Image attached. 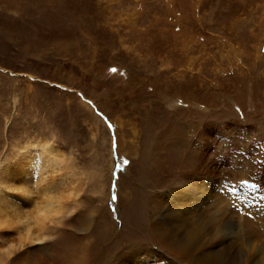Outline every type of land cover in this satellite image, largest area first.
<instances>
[{"label": "rangeland", "instance_id": "374dc122", "mask_svg": "<svg viewBox=\"0 0 264 264\" xmlns=\"http://www.w3.org/2000/svg\"><path fill=\"white\" fill-rule=\"evenodd\" d=\"M45 139L63 154L46 178L67 172L77 190L43 241L0 264H68L80 254L83 264H116L147 251L205 264L206 249L256 261L264 0H0V170ZM189 163L209 178L195 197L200 219L187 226L211 237L172 254L153 223L166 221L164 197L193 173Z\"/></svg>", "mask_w": 264, "mask_h": 264}, {"label": "bare ground", "instance_id": "6f19581e", "mask_svg": "<svg viewBox=\"0 0 264 264\" xmlns=\"http://www.w3.org/2000/svg\"><path fill=\"white\" fill-rule=\"evenodd\" d=\"M205 143L207 142L205 141ZM13 157L15 163H13L9 169H6L7 166L2 164L1 168L3 167V169L0 170V225H2L0 230H14L13 236L5 239H1L0 237V240H3L0 241V249H8L7 252L0 251V261L5 260L17 249V247H25L36 241H43L49 224L57 219V216L63 214L67 210V202L73 197L77 190L75 181L67 172L65 175L63 172V174L57 178H46L49 171L52 173L55 168L59 167V161L63 158L61 150L52 140L45 139L43 141H38L37 144L29 149L22 148L20 153H15ZM193 166L192 163L188 165V167ZM12 169H14V171H12ZM191 169L194 170L193 173L188 175L184 182L179 183V192H176L173 196L170 193L171 191H168L164 197L165 200L162 205H164L163 210H165V216L167 217L165 219L166 221H163L162 218L159 217L158 220H155V223H153V229L159 232L164 246L170 249V253L172 254H181L186 251L190 253L195 243L192 240L193 238L203 239L206 236L208 238L209 236L211 237V234L207 235L205 228H203L201 224L192 228L187 226L190 222H194V219H200L196 215L197 209L195 207L197 206L195 197L203 194L200 191L201 189L205 190L204 183L206 179L209 178L206 170H203L206 169L203 165L197 163V166L195 165V167ZM16 172L20 177L14 180L12 175ZM31 186L34 187L29 188ZM13 195H18L24 199L16 204H21L22 206L15 205V208L10 204L9 198ZM168 196H171V198ZM219 200L220 198L217 200L218 203L220 202ZM40 213H43V216H41ZM191 214L194 216L189 218L188 215ZM169 220L172 221L171 223L169 222V224L175 225L172 229L166 226ZM20 221H24V223H20ZM180 226L183 227L184 230L179 228ZM178 231H180L181 235H178ZM252 243L253 245L256 244L254 242ZM9 245H12V247L9 248ZM248 248L249 252L247 251L246 254L250 255L253 253L255 247L250 246ZM206 251L207 254L205 253L203 257H209L210 259L207 260L205 264H249L246 257H244L245 262L242 263V256L244 255L238 254L239 251L238 253L237 251L233 253L231 255L232 257L225 255L221 258H219L221 255L220 252L217 254L210 249H206ZM259 253L263 256L259 254L260 257L250 264H264V251L260 250ZM121 254L122 253L119 255ZM140 254L141 252H132L129 256L121 255L116 264H178L154 251H147L143 256H140ZM186 255L187 254L181 256V262L185 263L187 260H190L189 258H192L191 255ZM62 259L60 261H63ZM83 261L84 255L80 254L75 259H69L68 264H83ZM39 263L42 264L41 262H32V264Z\"/></svg>", "mask_w": 264, "mask_h": 264}, {"label": "snow or ice", "instance_id": "6c2138e0", "mask_svg": "<svg viewBox=\"0 0 264 264\" xmlns=\"http://www.w3.org/2000/svg\"><path fill=\"white\" fill-rule=\"evenodd\" d=\"M113 199H115V197H113ZM41 216H43V213H40ZM20 223H24V221H20ZM0 227H2V225H0ZM12 245H9V248H11ZM0 251H3V252H7L8 249H0Z\"/></svg>", "mask_w": 264, "mask_h": 264}]
</instances>
